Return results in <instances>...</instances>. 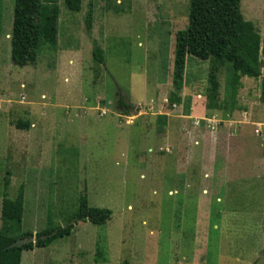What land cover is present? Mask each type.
<instances>
[{
    "label": "rangeland",
    "instance_id": "374dc122",
    "mask_svg": "<svg viewBox=\"0 0 264 264\" xmlns=\"http://www.w3.org/2000/svg\"><path fill=\"white\" fill-rule=\"evenodd\" d=\"M89 1L73 13L57 0L56 50L43 46L34 65L18 68L10 62L14 0H0V211L9 172L8 198L24 188V232L43 231L49 215L64 227L83 193L91 208L111 212L102 226L78 223L70 237L25 252L22 264H252L264 253L259 80H241L233 112L231 67L219 74L216 113L204 111L207 60L188 55L183 87L173 86L189 0H91V34L105 57L95 65ZM240 10L264 45L263 0H241ZM118 88L138 113L117 111ZM166 96H176L177 110ZM212 117L215 130L203 120ZM18 120H28V132L15 130ZM191 131L204 134L195 149Z\"/></svg>",
    "mask_w": 264,
    "mask_h": 264
},
{
    "label": "trees",
    "instance_id": "16d2710c",
    "mask_svg": "<svg viewBox=\"0 0 264 264\" xmlns=\"http://www.w3.org/2000/svg\"><path fill=\"white\" fill-rule=\"evenodd\" d=\"M63 7L79 13L82 0H61ZM241 0H189L188 28L175 36L173 51L172 84L181 90L186 58L192 55L209 62L205 109L216 113L223 110L219 97L222 86L219 73L231 64V112L235 111L241 79L259 80V102L264 104V77L262 75L264 45L252 23L245 21L240 10ZM93 4L89 1L84 17L86 36L91 43V57L95 65H104V53L92 38ZM59 6L57 0H14L13 20L10 36V62L18 68L34 65L43 46L51 51L58 44ZM264 19V0H263ZM176 97V96H175ZM170 96V104L178 100ZM115 107L124 117L138 113L129 98L118 88L115 91ZM16 128L28 130L26 121H18ZM10 173L3 180V197L0 211V264H21L23 252L48 248L54 241L72 235L78 223L102 226L111 217L106 209L91 208L86 193L80 198L78 208L70 214L64 227L53 225V216L47 217L46 228L33 235L23 232L24 188L21 185L15 199L8 198ZM36 238L35 243L24 244L20 248H6L18 239ZM122 264H128L124 262Z\"/></svg>",
    "mask_w": 264,
    "mask_h": 264
},
{
    "label": "crops",
    "instance_id": "0c3cea01",
    "mask_svg": "<svg viewBox=\"0 0 264 264\" xmlns=\"http://www.w3.org/2000/svg\"><path fill=\"white\" fill-rule=\"evenodd\" d=\"M243 18H244V17H243ZM245 21H246V20H245ZM97 44H98V43H97ZM98 46H99V45H98ZM99 47H100V46H99ZM102 51H103V50H102ZM103 53H104V52H103ZM186 59H187V58H186ZM104 63H105V57H104ZM185 66H186V64H185ZM226 67H231V64H227ZM226 67H225V68H226ZM220 73H221V72H220ZM220 73H219V74H220ZM184 74H185V71H184ZM231 76H232V67H231ZM219 80H220V79H219ZM241 80H242V81H249V80H246L245 78H242ZM183 83H184V77H183ZM220 83H221V82H220ZM221 86H222V85H221ZM258 96H259V94H258ZM203 98L205 99V97H203ZM258 98H259V97H258ZM204 111H205V113H208V112L205 110V108H204ZM199 112H201V111H199ZM204 115H205V114H204ZM18 121H22V122H23V121H25V122L27 121V122H28V120H18ZM18 121H17V122H18ZM17 122H16V123H17ZM16 123L14 124V128H15L16 131L28 132L29 129H30V127H31L30 123L28 122L29 125H30V127H29L28 130H19V129H17L16 126H15ZM256 124H257V126H260V127L264 126V124H258V123H256ZM126 125H134V124L132 123V124H126ZM162 133H163V132H162ZM164 133H165V134L162 135V137H160L159 140H158V141H162V143H163V145H164L163 148H165V146L168 147L167 145H169V143H168L169 141L166 139L167 136H168V132H164ZM191 133H193V134L197 137L196 140H197L198 142L201 141L202 138H203V136H204V134L201 135L202 138L199 139L198 137H200V136H199L198 134H196L197 132H193V131H191ZM189 142H190V144H189L190 146H189V147H190L191 149H195L196 146H194V145L191 144L190 139H189ZM198 146H199V144H198ZM165 152L168 153V152H169V149L166 148V149H165ZM176 174H177V173H176ZM11 200H13V199H11ZM23 206H24V205H23ZM23 213H24V212H23ZM23 232H24V231H23ZM45 249H46V248H45ZM36 250H43V249H36ZM33 251H34V250H33ZM33 251H31V252H33ZM24 253H25V252H23L22 255H23ZM21 264H22V256H21Z\"/></svg>",
    "mask_w": 264,
    "mask_h": 264
},
{
    "label": "built area",
    "instance_id": "2783aa9c",
    "mask_svg": "<svg viewBox=\"0 0 264 264\" xmlns=\"http://www.w3.org/2000/svg\"><path fill=\"white\" fill-rule=\"evenodd\" d=\"M168 100H169V98L166 96L165 101L167 102ZM170 105H171V108H172L173 111L177 110V108L179 107L176 103H172ZM203 120L202 121L204 123H206L208 126L210 125V129L212 128L213 130H215V128H216L215 121L216 120L213 117L212 118H209V119H203ZM193 125L196 128H198V127H200V122L199 121L194 122ZM257 134H258V131H257ZM188 137H189L192 145L198 146L199 142L196 140L197 137L193 133H188ZM198 138L201 139V137H198Z\"/></svg>",
    "mask_w": 264,
    "mask_h": 264
},
{
    "label": "water",
    "instance_id": "95a60500",
    "mask_svg": "<svg viewBox=\"0 0 264 264\" xmlns=\"http://www.w3.org/2000/svg\"><path fill=\"white\" fill-rule=\"evenodd\" d=\"M35 243L36 242V238H32V239H18L17 241H15L14 243H12L11 245H9L6 250L12 249V248H20L22 247L24 244L27 243ZM261 257H264V253L260 254L259 256L256 257V259L254 260V262L252 264H255L257 262V260Z\"/></svg>",
    "mask_w": 264,
    "mask_h": 264
}]
</instances>
